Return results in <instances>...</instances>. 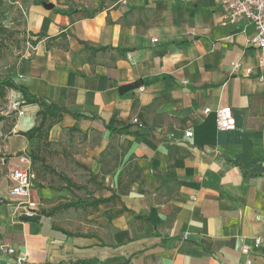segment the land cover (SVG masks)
I'll list each match as a JSON object with an SVG mask.
<instances>
[{"label":"crops","instance_id":"obj_1","mask_svg":"<svg viewBox=\"0 0 264 264\" xmlns=\"http://www.w3.org/2000/svg\"><path fill=\"white\" fill-rule=\"evenodd\" d=\"M7 2L27 33L10 78L80 115L64 114L48 142L82 135L75 157L93 181L78 208L66 207L77 202L66 184L10 196L0 240L26 264H264V67L253 25L222 26V0ZM7 98L22 103L18 92ZM222 107L233 131L216 128ZM19 108L12 154L37 141L17 133L36 125L38 105ZM0 264L14 257L0 254Z\"/></svg>","mask_w":264,"mask_h":264},{"label":"rangeland","instance_id":"obj_2","mask_svg":"<svg viewBox=\"0 0 264 264\" xmlns=\"http://www.w3.org/2000/svg\"><path fill=\"white\" fill-rule=\"evenodd\" d=\"M23 19L24 14L21 8L16 4H9L7 0H2V5L0 6V79L10 77L15 62L22 55L21 51L25 47L24 42L27 38V33L22 27ZM9 101L7 93L6 98L0 100V116L3 117L0 122V205L5 202L15 203L10 200V182L8 177L10 171L17 166V157L20 154L19 152L12 154L14 148H20L15 142L17 140H14V142L10 140L9 145L5 147V142L11 136L9 132L18 118L17 113L20 109L19 106H16L15 110L12 109ZM84 142L82 135L74 136L70 134L69 137L63 138L54 143V145L48 142V138L36 141L35 144L31 145L25 153L27 155L33 154L38 159L44 160V162H41L29 157L31 170L34 174L33 187L31 188L32 194L39 191L38 186L51 188L65 185L64 178L70 179L72 184L79 187L83 183L93 181L91 180L93 176L76 160V157H80L83 153ZM48 169H52L54 173ZM97 177H95V184L98 183ZM95 186L97 187V185ZM70 188L74 195L71 201L80 202L85 199L82 190L74 187ZM47 202V211L50 212V204L49 201ZM34 212L35 210H33Z\"/></svg>","mask_w":264,"mask_h":264},{"label":"built area","instance_id":"obj_3","mask_svg":"<svg viewBox=\"0 0 264 264\" xmlns=\"http://www.w3.org/2000/svg\"><path fill=\"white\" fill-rule=\"evenodd\" d=\"M223 13L220 17V24L222 26L234 25L239 21H245L250 23L254 27V36L249 41L251 47L260 51V57L258 59L259 66L264 67V0H222ZM156 39H151V43L154 44ZM232 69L238 71L240 65L238 63L232 64ZM246 75L251 74L250 69H246ZM141 90V89H140ZM22 103L13 104V109L16 106H22ZM204 114H209L210 109H205ZM18 117L23 113L19 109ZM215 124L219 131L229 132L233 131L236 127L233 112L229 107H222L215 112ZM136 123V120H133ZM192 132L186 131L185 137H191ZM17 162L21 168L15 167L9 173V194L13 198L27 199L30 194V190L33 187L32 181L34 174L31 170V161L25 152L19 154ZM21 206L27 207L26 215L28 217L33 216L34 204L32 203H21ZM260 239L256 238L253 240V248L260 246ZM242 255H248L249 247L243 246L240 249ZM0 254L8 257H14L15 264H26L25 255H17L15 249L3 243L0 240ZM246 264H252L251 261H247Z\"/></svg>","mask_w":264,"mask_h":264},{"label":"trees","instance_id":"obj_4","mask_svg":"<svg viewBox=\"0 0 264 264\" xmlns=\"http://www.w3.org/2000/svg\"><path fill=\"white\" fill-rule=\"evenodd\" d=\"M2 5V0H0V6ZM60 13H63L62 11H58ZM44 28V23H43ZM34 36V35H33ZM37 36V38H40L43 36V33H40ZM15 91L20 93L23 104L22 105H29V104H37L39 107V111L36 113V125L27 130L26 132H18L17 135L24 137L27 140L36 139L37 141L40 140H46L48 138V133L50 129L58 124L61 120L64 114H71L75 118H79L80 115L73 113L71 111L66 110L65 108L58 106L53 103H49L46 100L42 98L35 97L32 95L27 88L21 85H17L14 83V81L10 78H4L0 79V100H3L6 98L7 91ZM3 120V117L0 116V122ZM73 131L76 129L72 128ZM125 129H119L114 132L116 133H123ZM28 157H32L36 160H40L41 162H44L43 159H38L33 154L27 155ZM52 173L54 171L52 169H48ZM64 181L66 183L67 187H74L78 190H82V187L76 186L72 184L70 179L64 178ZM108 199H94L91 203L92 206H97L99 204H103L107 202ZM82 202L77 201L76 203H71L66 205V207H74L78 208L80 207Z\"/></svg>","mask_w":264,"mask_h":264},{"label":"water","instance_id":"obj_5","mask_svg":"<svg viewBox=\"0 0 264 264\" xmlns=\"http://www.w3.org/2000/svg\"><path fill=\"white\" fill-rule=\"evenodd\" d=\"M42 6L46 10H51L52 9V6L50 4H43Z\"/></svg>","mask_w":264,"mask_h":264}]
</instances>
